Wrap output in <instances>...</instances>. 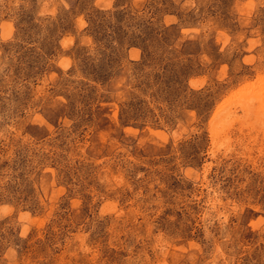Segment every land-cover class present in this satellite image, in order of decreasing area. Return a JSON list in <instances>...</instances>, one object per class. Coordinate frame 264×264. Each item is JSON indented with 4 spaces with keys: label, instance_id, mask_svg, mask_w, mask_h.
I'll return each instance as SVG.
<instances>
[{
    "label": "rangeland",
    "instance_id": "rangeland-1",
    "mask_svg": "<svg viewBox=\"0 0 264 264\" xmlns=\"http://www.w3.org/2000/svg\"><path fill=\"white\" fill-rule=\"evenodd\" d=\"M263 84L264 0H0V264H264Z\"/></svg>",
    "mask_w": 264,
    "mask_h": 264
},
{
    "label": "bare ground",
    "instance_id": "bare-ground-1",
    "mask_svg": "<svg viewBox=\"0 0 264 264\" xmlns=\"http://www.w3.org/2000/svg\"><path fill=\"white\" fill-rule=\"evenodd\" d=\"M251 86V85H250ZM252 87V86H251ZM250 88V87H249ZM247 89V88H246ZM245 90V89H244ZM251 91V90H250ZM262 93L264 94V84H263V86H262ZM247 92V91H246ZM250 93V92H249ZM261 93V92H260ZM251 97V96H250ZM262 97V96H261ZM253 99V98H252ZM260 99V98H259ZM247 100V99H246ZM245 100V101H246ZM254 100V99H253ZM263 101V100H262ZM262 101H261V103H262ZM254 102V101H253ZM264 103V102H263ZM252 104V103H251ZM254 104H255V102H254Z\"/></svg>",
    "mask_w": 264,
    "mask_h": 264
}]
</instances>
